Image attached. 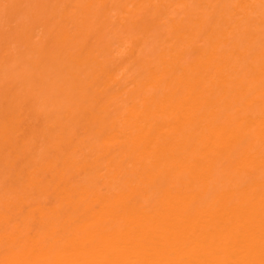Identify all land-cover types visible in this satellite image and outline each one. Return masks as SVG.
<instances>
[{"label": "bare ground", "instance_id": "bare-ground-1", "mask_svg": "<svg viewBox=\"0 0 264 264\" xmlns=\"http://www.w3.org/2000/svg\"><path fill=\"white\" fill-rule=\"evenodd\" d=\"M0 264H264V0H0Z\"/></svg>", "mask_w": 264, "mask_h": 264}]
</instances>
